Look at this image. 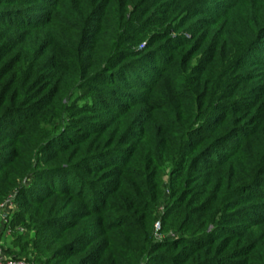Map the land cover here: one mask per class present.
<instances>
[{"label":"trees","instance_id":"obj_1","mask_svg":"<svg viewBox=\"0 0 264 264\" xmlns=\"http://www.w3.org/2000/svg\"><path fill=\"white\" fill-rule=\"evenodd\" d=\"M238 25L245 33L244 44L233 45L231 32ZM0 31V51L6 54L18 32L43 48L55 43L68 53L76 62L69 73L81 79V91H95L106 114L129 125L125 137L139 138L133 151L149 149V164L153 170L160 166L162 185V169L175 162L184 184L188 175L204 167L221 173L229 163L231 170L224 186L208 185L194 210L182 198L172 203L171 212L184 221V235L154 243L150 209H156L162 191L148 199L150 180L139 171L128 180L131 154L127 162L122 160L127 154L118 146L119 131L96 122L78 143L56 148L61 153L56 159L49 154L55 142L45 131L9 138L5 122L31 101L23 93L30 87L17 83L19 98L24 99L9 103L8 83L1 82L8 72L0 69V206L21 174L12 166L22 165L23 177L32 167L37 170L38 163L49 166L34 172L44 181L37 190L41 200L35 201L26 188L17 198L25 197L22 207L44 205L35 246L46 259L43 264H215V241L234 234L239 224L250 230L252 209L264 218V153L257 155L260 160L244 179L239 181L233 170L235 162L246 158L245 144L264 124V84L254 93L241 94L253 79L240 73L245 66L264 69V0H0ZM232 53L241 56L231 58ZM197 58L203 64L198 79L190 83L199 68L191 66ZM171 71L180 79L173 76L171 92H160ZM93 81L112 88L94 86ZM71 148L70 156H63ZM89 176L95 179H86ZM245 194L260 203L235 211L233 199ZM140 208L150 211L144 224L137 222ZM9 222L13 234H19L11 216ZM211 226L214 230L208 233ZM261 243L249 242L254 263L253 253Z\"/></svg>","mask_w":264,"mask_h":264},{"label":"rangeland","instance_id":"obj_2","mask_svg":"<svg viewBox=\"0 0 264 264\" xmlns=\"http://www.w3.org/2000/svg\"><path fill=\"white\" fill-rule=\"evenodd\" d=\"M150 29L157 30L153 26H151ZM235 29L236 31L234 30L231 32V35L236 40L235 43L232 44H244L243 37L245 33L241 26L238 25ZM183 33L184 29L179 31L178 34ZM3 44L4 43L0 44L2 48ZM10 44H12L10 53L6 54L4 50L0 51V54L3 56H1L0 59V69H7L8 72L2 77L1 82L8 83L7 98L9 103H12V100H14L16 105L18 101L21 102V100L24 99L23 97L19 98V93H22V91L17 90V83L26 84V88L30 87L29 93L28 91L23 93L29 96L31 103L26 101V105H21L19 109L21 112L15 113L5 122L8 132L7 136L9 138H17L21 132H25L29 136H32L41 130L43 132L45 131L46 134L49 135L48 139L52 140L51 142H55V147L49 150V154L53 153L52 159H56L61 155V153H57L56 148L62 146L63 148H67L68 145V147L73 146L87 135V132L84 131L85 129H89L96 122H105V124L110 125L112 129H116V133L119 131V136L116 139L119 142L118 146L127 154L126 158L121 157L122 160L127 162V158L131 154V159L128 161L131 163L127 166L130 170L128 180L132 181L133 178L131 174L135 171H139L142 173L141 175H146L150 180V186L147 189L148 199H150L149 197L152 199L157 197L159 194L158 191H162L161 195H159L161 198L158 206L156 209H150L153 214L152 218H154L152 223V237L154 243L166 244L181 238L184 235V231L180 229L183 227L184 221L173 215L171 212L173 206H171V204L175 203L177 199L182 198L190 202L189 206H191V210H194L195 207L197 208V202L202 198L201 196L210 183L213 186L219 182L220 185L223 184L222 186L228 183V176L231 171L227 168L229 163H227L224 167L226 169L221 173L206 169V167L200 171L193 172L188 175L190 179L188 184H184V179L178 177V173L175 171L178 168V162H175L162 169V173H164V183L162 185L159 183L158 179L160 166L158 165V167H156L158 170H153V167L151 168L149 164L152 157V154L148 151L149 149L142 147L139 152H137V150L133 151V145L140 143L139 138L125 137V133L129 130V125L122 124L120 118H115L114 116L106 114L103 105L97 101L95 91H81V87L79 88L81 79L71 76L69 73V70L73 68L72 66L76 62L72 60L68 53L55 43H52L49 48H43L39 42L29 41L25 35L20 32L13 35ZM235 56L239 57L241 55L232 53L230 57L234 58ZM73 61L75 63H73ZM194 61L195 62L192 63L191 66L194 67L197 65L199 68L195 69L196 73L192 75V78L190 77V83L198 79V72L203 64L199 58ZM178 67L180 68L182 65L179 64ZM228 68H230V66H228ZM60 71L61 73L58 75L57 72ZM262 71H264V69L258 72L257 69H250L246 66L241 69L240 73L248 74L249 78L253 79L244 84L241 94L254 93L256 87L260 84H264V75H260ZM173 76L180 79L179 73L171 71L170 77L168 76L167 79L163 78L162 81L166 80L163 82L162 86H159L160 92L166 94L171 92L174 84L171 85L170 81L172 82L174 79ZM259 76L262 77V79H259ZM173 82L178 83L179 81ZM93 85L104 87L105 89L112 88V85H103L97 81H93ZM179 85H181L180 82L178 83V86ZM182 85L186 87V84L182 83ZM58 90L60 93H57ZM238 93L237 91V95ZM91 147L93 148L94 144H92ZM71 152L72 148L69 149L67 154L64 153L63 156L66 155L69 157ZM262 152L264 153V124L256 137H251L245 144L243 155H245L246 158L240 160L237 164H235L236 162L233 164L234 173L239 177V181L241 178L244 179L243 177L245 175L252 172L251 165H256V160H260L257 155ZM244 163H246L245 166H243ZM36 164L37 163H35V167ZM44 165L45 164L42 162L41 164L38 163L37 166L40 167H36L37 170L32 167L28 172L30 175L27 177H23L25 170L21 167L22 165L16 164L12 166L16 174H21L20 177L17 175L16 188L12 190L5 199L13 198L14 208L11 211L12 224L24 228L25 232L23 234H13V236H7L5 233L2 234L1 240L2 243H4L3 248L7 257L26 260L32 258L39 264L46 262V259H42L39 251L35 248L40 233V212H42V206L44 205L29 203L28 206L22 207L21 203L25 200V197L20 196V199L17 200V198H19V193L24 190V188L27 189L26 191H31L30 194L36 198L35 201L38 202L41 200V197L37 194V192H39L37 190L43 189L44 181H40L39 177H35L34 172H39V170L49 167ZM147 165L148 167L146 168ZM62 166L65 167V164ZM101 177L102 176L98 175L96 181H100ZM86 179L92 181L95 177L89 176ZM229 183L230 185L232 184L231 181ZM42 192H44V190L41 191V193ZM247 196L248 195L245 194V196L241 195L233 199V201L236 202L235 211L260 203V201H257L258 199H251ZM26 209L29 211L27 212ZM252 210L253 211L249 212L250 220H252V223H249V226H251L250 230L244 231L243 227L246 226L244 224H239V227L234 229V234L233 231H231L232 235H230L231 233L226 234V231H223V234L225 232L227 238H220L215 241V251L213 254V256L217 258L215 264H261V259H264V218L256 209ZM149 212L147 210L143 211V209L140 208L137 215V222L144 224L145 215H149ZM34 213L39 215L36 216ZM44 229H47V226ZM213 230L214 227L211 226L208 233H212ZM185 231L188 230L185 228ZM243 234L246 235L243 237L241 236ZM258 239H260L262 243L259 250L253 253L256 257L254 260L256 263H254L253 260H250L252 253H249V242L257 241ZM143 264L150 263H147V260H145Z\"/></svg>","mask_w":264,"mask_h":264},{"label":"built area","instance_id":"obj_3","mask_svg":"<svg viewBox=\"0 0 264 264\" xmlns=\"http://www.w3.org/2000/svg\"><path fill=\"white\" fill-rule=\"evenodd\" d=\"M13 198H9L4 201L0 206V264H34L26 259H14L7 257L5 250L3 248V243L1 240L2 234L5 233L7 236L13 234V229L10 227V216L11 211L14 208ZM25 231L22 228L17 229V233L23 234Z\"/></svg>","mask_w":264,"mask_h":264}]
</instances>
